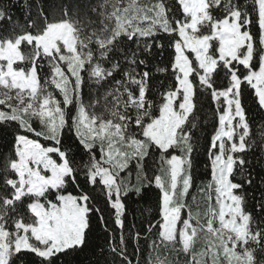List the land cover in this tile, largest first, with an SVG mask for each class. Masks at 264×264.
I'll return each instance as SVG.
<instances>
[{"label":"snow or ice","instance_id":"6c2138e0","mask_svg":"<svg viewBox=\"0 0 264 264\" xmlns=\"http://www.w3.org/2000/svg\"><path fill=\"white\" fill-rule=\"evenodd\" d=\"M11 7L0 264H65L93 246L94 220L111 264H133L127 201L153 188L147 264H264V0H24L23 22ZM201 149L210 180L194 212ZM245 186L259 190L251 211Z\"/></svg>","mask_w":264,"mask_h":264},{"label":"trees","instance_id":"16d2710c","mask_svg":"<svg viewBox=\"0 0 264 264\" xmlns=\"http://www.w3.org/2000/svg\"><path fill=\"white\" fill-rule=\"evenodd\" d=\"M29 4L35 6L37 3H45L46 5L51 2V0H27ZM24 0H0V5H12L11 11L14 14V19H19L23 22L24 12L21 8V4ZM47 69H45L46 71ZM43 76V73H42ZM164 79L163 76L159 77L155 83L159 87V80ZM246 106L249 108L250 118L259 120L260 117L256 113L255 108L252 105V100L250 97H245ZM205 111L208 113L209 122L207 125L208 132L210 133L211 128V112L207 110L205 106ZM201 144H204V140H201ZM195 168H194V184L190 189L187 197L188 204L192 207L193 211L203 210L206 200L202 189H204L210 180V172L207 164V155L201 149L200 153L194 157ZM259 171V168L257 169ZM239 179V177L237 178ZM247 204L246 207L249 211L253 210L255 201L253 200L252 194L255 193L259 196V190L257 188H247ZM195 197V199H193ZM129 213L125 219V229L124 235L128 240V255L131 258L133 264H147L149 258V248L151 238L145 239L144 236L147 232V226L149 222H155L158 219V195L157 190L154 188L152 190L145 189L143 198L137 199L135 196L129 201H127ZM119 230H117L118 232ZM139 231L141 233V239L139 242V254H135L134 249L136 244L132 239L135 232ZM93 246H90L84 250L82 253L75 254L66 258L65 264H111L112 257L107 251V237L108 234L104 232L103 227L99 225L98 221L93 222ZM100 249L105 251L101 253ZM181 264H183L184 257H180Z\"/></svg>","mask_w":264,"mask_h":264}]
</instances>
